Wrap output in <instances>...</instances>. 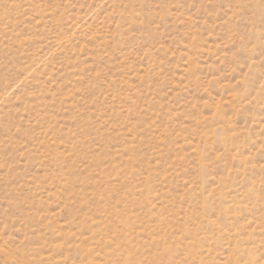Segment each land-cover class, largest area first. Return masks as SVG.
I'll return each mask as SVG.
<instances>
[{
  "label": "rangeland",
  "instance_id": "rangeland-1",
  "mask_svg": "<svg viewBox=\"0 0 264 264\" xmlns=\"http://www.w3.org/2000/svg\"><path fill=\"white\" fill-rule=\"evenodd\" d=\"M0 264H264V0H0Z\"/></svg>",
  "mask_w": 264,
  "mask_h": 264
}]
</instances>
